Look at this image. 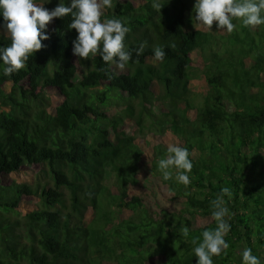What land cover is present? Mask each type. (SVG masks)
Masks as SVG:
<instances>
[{"label":"trees","instance_id":"16d2710c","mask_svg":"<svg viewBox=\"0 0 264 264\" xmlns=\"http://www.w3.org/2000/svg\"><path fill=\"white\" fill-rule=\"evenodd\" d=\"M194 2L112 0L102 19L130 29L132 58L122 71L98 55L72 54L70 16L53 19L45 47L24 68L0 70V264H196L193 240L216 227L211 201L224 187L229 248L214 264H240L245 246L264 264V24L234 20L222 35L192 29ZM8 44L0 27V46ZM196 50L207 53L208 90L198 102ZM125 118L153 138L168 126L184 141L193 163L187 187L162 179L156 161L167 146L154 141L147 150L120 127ZM159 182L171 207L155 192ZM28 198L37 204L26 208Z\"/></svg>","mask_w":264,"mask_h":264},{"label":"clouds","instance_id":"9594fccd","mask_svg":"<svg viewBox=\"0 0 264 264\" xmlns=\"http://www.w3.org/2000/svg\"><path fill=\"white\" fill-rule=\"evenodd\" d=\"M35 0H0V27H3L10 44L0 46V70L4 76H11L24 68L30 56L45 45L42 41L49 39L48 25L54 18L71 17L69 29H75L76 36L72 40V54L79 58L99 56L108 65L123 69L132 58L125 43L126 34L130 31L126 22L121 19L104 18V10L112 8V0H59L55 7L49 9ZM159 8L160 5L154 4ZM195 20L198 24L212 30L215 22L216 30L231 33L239 20L245 27L264 24V0H195ZM142 42L136 48V54L144 51ZM157 60L164 58L161 47L153 49ZM111 79V76H109ZM187 148L178 144H169L163 158L156 161L157 170L164 181L174 179L187 187L191 181L189 173L193 163ZM224 196L231 197L228 187L221 189L220 194L211 201V216L216 222L214 229H205L202 240L192 253L197 258L196 264H214L213 257L227 255L229 248L225 236L231 225L229 210L225 206ZM227 217V218H226ZM190 229L183 227L181 235L188 237ZM240 264H261L258 256L250 247H243L236 253Z\"/></svg>","mask_w":264,"mask_h":264},{"label":"rangeland","instance_id":"374dc122","mask_svg":"<svg viewBox=\"0 0 264 264\" xmlns=\"http://www.w3.org/2000/svg\"><path fill=\"white\" fill-rule=\"evenodd\" d=\"M188 16H189L188 17L189 28H192V29L201 28V29L209 30V29L205 28L203 25L198 24L196 22L194 10L189 12ZM211 31H213L215 34H218V35H222L223 33L227 32L224 30H216L215 22L212 25ZM206 55H207V53H205L201 50H196L193 54L194 63H195V66L197 68V70H196L197 75L193 78V81L191 83V90L193 92V96L196 98V102H198V100L201 99L202 96L208 90L205 74L203 73L204 70L206 69L205 66L207 65L206 59H205ZM154 62H156V60H154ZM114 67L118 71H122L123 69H126V66L123 69H119L115 65H114ZM158 91L162 92V88L159 87ZM51 98H52V102H56L58 96L55 94H52ZM135 105L137 106V111H138L139 105L137 103ZM117 110H118V108H113L112 112L115 114ZM119 110H120V108H119ZM179 119H180V121L182 120V118H180V117H179ZM144 123L149 124V119L145 115H144ZM182 124H185V123L182 122ZM157 126H159V125H157ZM120 127L123 129H126L129 133L135 134L137 141L139 143L143 144L147 150H150L152 148V144H153L152 142H154V141H156V144H162L163 146H168L169 144H179L180 142H184L178 135L173 133L168 126H164V130H162V132H160V130L158 128L154 129V131L156 130V135L154 136L155 138H153V135L155 133L151 132L150 130L147 131V128L144 130V132H141L139 130L140 125L138 126V124L136 123V121L133 118H125L124 122L120 125ZM159 127H161V126H159ZM151 130H153V129L151 128ZM37 168H38V165H35L32 168L27 169L25 176L27 174H33L34 170H36ZM148 170H149V167H145L143 169L144 172L149 174ZM160 184H161V182L156 183L155 192L157 193V196L159 197V199L161 200V202L163 203V205L165 207H171L170 203H171L172 199L170 198V196L172 197V195L168 194L169 197L167 195L163 196V194H165V193L162 192L161 190L162 189L165 190L166 187H164V186L161 187ZM140 190H142V189H139V191ZM37 202H38V200L35 198H28V199H26L24 204H25L26 208H31V207H34L37 204ZM91 217H92L91 212H88V218H91ZM198 223L202 224V221H198Z\"/></svg>","mask_w":264,"mask_h":264}]
</instances>
